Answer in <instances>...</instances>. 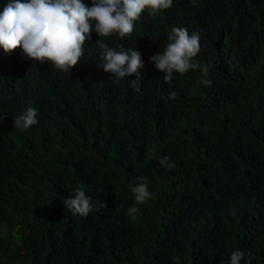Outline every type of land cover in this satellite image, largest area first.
Here are the masks:
<instances>
[{
    "label": "trees",
    "instance_id": "trees-1",
    "mask_svg": "<svg viewBox=\"0 0 264 264\" xmlns=\"http://www.w3.org/2000/svg\"><path fill=\"white\" fill-rule=\"evenodd\" d=\"M172 27L199 33L210 86L190 70L170 87L154 67ZM85 36L70 73L0 48V264H227L234 250L264 264V0H173L102 38L142 54L139 92ZM29 106L39 123L21 132L13 116ZM138 177L152 193L140 205ZM81 185L107 207L64 209Z\"/></svg>",
    "mask_w": 264,
    "mask_h": 264
},
{
    "label": "clouds",
    "instance_id": "clouds-1",
    "mask_svg": "<svg viewBox=\"0 0 264 264\" xmlns=\"http://www.w3.org/2000/svg\"><path fill=\"white\" fill-rule=\"evenodd\" d=\"M192 3L196 6V0ZM172 6L173 0H91L90 5H85L82 0H8L0 10V48L6 54L20 48L22 58L41 64L51 62L54 69L70 73L84 55L85 34L90 39L94 30L100 37L94 42L100 49L98 66L111 73L116 81L134 74L136 79H128L129 87L139 92V69L144 63L142 54L135 48L125 49L122 45L117 51L102 38L115 33L123 39L132 33L134 21L145 9L149 15L156 16L160 10ZM167 40L169 43L163 50L150 57L154 67L163 73L164 82L171 87L177 73L183 75L191 70L199 71L200 83L210 86L211 81L206 79L208 66L193 59L201 48L199 33L189 34L187 28L172 27ZM177 95L176 91H169L166 99L173 100ZM37 116L36 108L27 107L13 116L14 128L21 132L28 130L39 123ZM159 163L166 168L175 167L166 155L159 159ZM130 190L137 205L152 198L144 177H138ZM63 205L71 214L87 217L91 212L107 207V202H93L81 185L72 190ZM137 211V207H129L127 214L131 216ZM245 255L243 250H234L227 264H241ZM175 259L179 264V258Z\"/></svg>",
    "mask_w": 264,
    "mask_h": 264
}]
</instances>
